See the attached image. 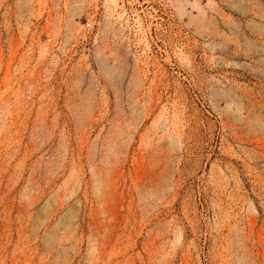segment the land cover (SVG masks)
<instances>
[{
	"label": "rangeland",
	"instance_id": "374dc122",
	"mask_svg": "<svg viewBox=\"0 0 264 264\" xmlns=\"http://www.w3.org/2000/svg\"><path fill=\"white\" fill-rule=\"evenodd\" d=\"M0 264H264V0H0Z\"/></svg>",
	"mask_w": 264,
	"mask_h": 264
}]
</instances>
